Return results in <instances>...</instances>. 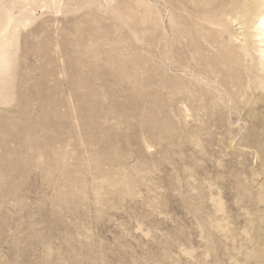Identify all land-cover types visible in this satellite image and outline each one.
Listing matches in <instances>:
<instances>
[{"label":"rangeland","instance_id":"1","mask_svg":"<svg viewBox=\"0 0 264 264\" xmlns=\"http://www.w3.org/2000/svg\"><path fill=\"white\" fill-rule=\"evenodd\" d=\"M263 4L0 0V264H264Z\"/></svg>","mask_w":264,"mask_h":264},{"label":"bare ground","instance_id":"2","mask_svg":"<svg viewBox=\"0 0 264 264\" xmlns=\"http://www.w3.org/2000/svg\"><path fill=\"white\" fill-rule=\"evenodd\" d=\"M252 6H253L252 2H248L247 4H245L243 8L240 7L243 18L252 16V10H251ZM263 8H264V4H263ZM251 25L252 28H254V31L256 32V36L259 38V40H261L260 42L264 48V11L260 14V16H258L256 22L251 21ZM244 51H245V55H248L249 47H245ZM261 53L264 58V49L261 50Z\"/></svg>","mask_w":264,"mask_h":264}]
</instances>
